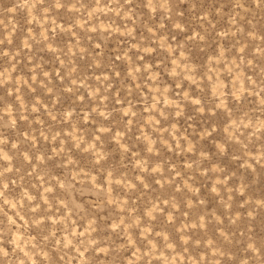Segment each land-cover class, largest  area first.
<instances>
[{
    "label": "rangeland",
    "instance_id": "374dc122",
    "mask_svg": "<svg viewBox=\"0 0 264 264\" xmlns=\"http://www.w3.org/2000/svg\"><path fill=\"white\" fill-rule=\"evenodd\" d=\"M71 2L66 0L64 8L54 9L51 18L40 24L31 19L36 9L19 6L23 0H0V37L12 30L13 23L17 25L12 43L3 47L12 52L20 49L12 58L0 56V71L11 69L14 87L21 90L10 95L7 84L0 85V109L9 102L17 108L12 114L17 121L15 128L3 131L27 140L19 145L21 152L31 150L47 155L44 161L17 159L19 171L5 174L15 181L9 183L6 198H18L27 188L38 197L40 205L35 213L28 209L14 215V219L29 235L44 232L64 238L68 232L73 236L84 233L103 242L101 246L111 244L124 264H144L137 260L141 245L128 244L130 234L111 227L122 216L131 220L139 215L144 224L134 229L135 240L142 242L144 251L150 247L149 238L158 242L167 254V264H194L197 258L199 264H238L250 238L264 243V128L259 126L264 122V90L254 83L264 82V14L253 8L246 17H237L240 0H170L172 12L161 27L159 12L153 14L144 7L146 0H132V5L125 7L135 6L143 20L133 26L134 18L125 17L123 10L117 11L124 0H101V6L107 5L109 10L94 13L91 19L88 12L94 7V0H81L87 5L82 14L68 6ZM80 18L83 26L76 24ZM37 19H44V14L40 13ZM233 19L238 23L233 24ZM73 24L76 27H69ZM102 24L119 30L112 31V27ZM152 26L156 30L149 32ZM125 27H132L133 33L125 35ZM29 28L39 40L25 49L23 41ZM137 42L143 47H131ZM145 47L153 50L146 52ZM140 64H151L152 69H145L141 76L134 71ZM174 69L183 75L178 77ZM45 71L50 80L44 76ZM152 72L156 80H152ZM108 83L111 88H107ZM220 83L231 94L227 107H217L220 97L214 92ZM97 86L106 89L108 101L99 98L100 93L91 94ZM242 87L245 90L239 96L233 94ZM16 95L27 103V113L19 110ZM37 98L40 108L33 113L31 105ZM166 98L176 102L166 105ZM128 101H132L136 117L123 112ZM97 104H108L112 112L104 124L110 129L108 132H99L104 120L99 114H93L94 119H83V112ZM208 104L213 107L200 110ZM72 108L76 111L67 115ZM160 111L167 114L153 129L148 117L159 116ZM4 117L8 119L7 114ZM130 119L137 122L129 124ZM249 120L251 125L244 130L245 148L231 129L233 121L248 125ZM119 131H127V135L118 140ZM142 131L159 138L158 153L147 152V141L138 139ZM58 132L61 135L53 139ZM85 132L93 138L99 135L97 143L107 153L102 159L97 160L87 144L77 147L71 139L70 133ZM32 136L39 137L34 148ZM65 137L68 139L62 143ZM124 141L138 156L134 157L131 151L125 153L120 147ZM148 156L154 161L153 167L158 159L163 160V169L146 171L136 164L137 158ZM193 161L196 163L190 167ZM122 177L135 179L139 188L129 190ZM241 186L244 191H240ZM214 188L218 190L213 191ZM131 191L135 194L130 195ZM174 203L179 207L173 208ZM4 207L9 215L17 211ZM170 213L174 215L171 221ZM33 218L40 219L42 227L32 223ZM0 221V227L8 226L3 213ZM149 223L154 230L145 236L143 228ZM167 243L174 247L167 248ZM94 247L89 245L90 249ZM72 251L75 254V249ZM85 255L104 257L105 253ZM144 259L147 261L148 257ZM152 264H165V259L153 258Z\"/></svg>",
    "mask_w": 264,
    "mask_h": 264
},
{
    "label": "clouds",
    "instance_id": "9594fccd",
    "mask_svg": "<svg viewBox=\"0 0 264 264\" xmlns=\"http://www.w3.org/2000/svg\"><path fill=\"white\" fill-rule=\"evenodd\" d=\"M89 3H93V0H89ZM27 5L29 9H36V14H33L31 19L36 23L43 24L44 20L51 18V14L53 13L54 9H61L64 8L66 5V0H32L29 4V0H23V4H20V7H24ZM125 5H132V0H124L123 4L119 5L117 11L123 10V15L125 17L134 18L132 19V24L135 26L137 23H143L141 19V15H137V9L135 6L125 7ZM72 10L77 13H83V11L87 10V5L81 2V0H72L71 4L68 5ZM15 7V6H14ZM144 7L149 9L151 13L156 14L160 13V18L162 21L161 27L163 26V22L166 21V18L171 15V3L170 0H146ZM237 8L241 9V11L236 13L237 17L247 16L250 12L253 11V8L256 10H261L262 14H264V0H240L237 4ZM12 9H9L11 11ZM109 10L107 5L101 6V0H94V7L91 11L88 12V18L91 19L94 13L107 11ZM162 10V11H161ZM40 13L44 14V19H37ZM0 23H3L0 20ZM233 24H237L238 20L233 19ZM53 24H55V19L53 18ZM76 24L83 26L84 20L80 18L76 21ZM76 24L70 25L69 27H76ZM103 27H112V31H118L117 27L112 25L102 24ZM7 27V25H5ZM17 25L13 23L12 30L7 33L5 37H0V56H9L10 58L14 57L18 54L20 49L18 48L16 52H12L9 48L3 47L6 43H12V33L16 30ZM177 27H180L177 24ZM156 30L154 26L149 27L148 31L152 32ZM240 30L239 28L237 29ZM133 33L132 27H125L124 34L131 35ZM44 33H40V37H43ZM39 37L33 33L32 29H28V35L25 36L23 41V48L30 49L37 43ZM99 47V45H97ZM164 46V41L162 39L161 47ZM51 47V45H49ZM131 47H143L138 42L133 43ZM153 49L145 47L144 51L151 52ZM127 54V53H126ZM31 59V56L29 57ZM251 63V61H249ZM12 68H15V64L12 65ZM145 69H152L151 64H140L138 65L134 71L139 73L141 76L144 74ZM177 76H182L183 73L179 72L178 69H174ZM45 77H49V73L47 71L44 72ZM134 79L137 78L136 76L133 77ZM152 80H156L155 72H152L151 76ZM35 79V77H33ZM51 77H49V80ZM20 82L23 83V79L20 78ZM42 83H44L42 81ZM73 84L76 83V80L72 81ZM80 83H84L83 80ZM257 87L261 90H264V82L261 81H254ZM9 88V94L11 95L12 92H20L19 88L14 87L15 79L12 76L11 69H6L5 71H0V85H6ZM112 84L108 83L107 88H111ZM35 90V89H33ZM72 88H69V91H72ZM245 89L242 87L240 92L233 93L234 95L239 96L241 92ZM49 92H52V88H48ZM106 89H102L99 86L96 87L94 91H92V95L95 96L97 93H100V97L105 101H108L110 97L104 94ZM164 92H168V86H164ZM215 95L220 97L219 104L217 107H227V98L230 93L225 90V86L220 83L218 84L217 89L214 92ZM16 101L20 102L19 110L27 113L29 111V107L27 103L22 99L21 95H16ZM81 99H85L81 97ZM175 100L164 99V104L175 103ZM195 103L199 104L200 100L194 101ZM116 103H121L120 100H117ZM128 106L123 107L122 110L125 114L129 115L130 117H136L138 113L134 111V105L132 101H128ZM264 103V100L261 101ZM153 107H156V104L153 103ZM212 104L202 105L201 111H205L208 108H212ZM40 108V99L37 98L36 103L31 105V112L35 113L38 112ZM109 105L104 104L100 105L97 104L96 107H89L88 110L83 112V119H94L95 116L93 114H99V116L104 117V120L100 122L99 132H108L110 129L105 127L104 124L107 122L108 118L112 116V112L108 110ZM76 109L72 108L68 111L67 115H72ZM14 112H17V108L14 103L9 102L6 107L0 109V160L4 161L5 164L0 165V198H3V204H0V213H3L4 216L7 217V227H0V264H124V259L122 257H117L114 253L111 244L106 246H101L103 242H99L95 239H91L90 237H86L84 233H77L75 236L72 235L71 232H68L67 236L64 238H57L54 234L48 235L44 232L38 234V236H32L27 234L25 231H22L23 225L17 223L14 219V215H19L20 212L30 209L33 213H35L36 208H39L40 205L37 202L38 197L36 195H32L29 193V190L25 188L23 193L20 194L18 198L8 199L6 190L9 188V183H15L12 179L11 174L15 171H19L16 168V161L17 159H22L23 161H44L47 159V155L43 152H39V154H35L31 150H25L21 152L19 145L21 143H26L27 140H21L19 138H13L11 135L6 134L3 129H14L16 126V118L12 115ZM4 114L8 115V119L5 120ZM165 111H160L159 116L155 114H151L148 117V120L152 122V128L155 129L157 125L161 123V118L166 116ZM176 115L179 116L180 112L177 111ZM22 119H27V116H21ZM137 121L129 120V124L136 123ZM251 125V121L249 120V124L245 125L243 121H233L232 132L235 134L234 138L239 140L244 147H247V143L244 138V130L246 127ZM260 128H264V122L260 123ZM147 128V125L144 126ZM175 125H173V129H175ZM160 131H164V129H160ZM177 136L180 133H175ZM27 136V133L25 134ZM43 135V133H41ZM61 133H56L52 138L56 139L57 136H60ZM71 139L75 141L77 147H82L83 144H87V148L96 153L97 160L102 159L103 156H106L107 153L103 151L101 146L97 143L100 140L99 135L97 134L94 138L90 136L88 133H70ZM117 139L119 140L122 137L127 135V131H119L117 132ZM31 139L35 142L33 144V148L35 144L39 143V137L32 136ZM67 137L62 143L67 141ZM138 139H143L147 141V152L148 153H158L160 151L159 147V138L155 137L152 132L149 131H142L141 135ZM227 142L225 141V144ZM8 146V147H5ZM120 147L125 151V153L131 151L134 157L138 156V154L132 150V146L127 142L124 141L120 144ZM191 147V146H190ZM223 150V148H222ZM154 161L151 156L144 157V158H137L136 164L140 166L141 169L150 170L152 172H157L163 169L164 161L159 160L155 162V167H153ZM195 161L193 164L189 165L193 167L195 165ZM251 166V165H249ZM181 173L180 171L176 172V175L179 176ZM112 173L109 172V176ZM126 181V187L129 190H135L139 188V185L136 184L135 179L132 178H123ZM120 181H117L119 183ZM67 187H71V184H67ZM148 185H145L147 187ZM218 189L214 188L213 191H217ZM50 191V189L46 190ZM240 191H244V187L241 186ZM134 191L130 192V195H134ZM129 195V199H130ZM29 202H32L31 204ZM167 203V201H165ZM4 205L9 206L12 209H16L17 211L13 213V215H9L8 211L4 207ZM130 206V205H129ZM173 208L179 207L178 204H173ZM155 208V206H154ZM157 211H163L162 209H156ZM251 215V213H250ZM24 217L21 216V219ZM43 218V217H42ZM174 215L172 213L169 214L168 219L171 221L173 220ZM203 219V218H202ZM3 221H0L2 224ZM25 223H29L25 221ZM32 223H35L37 226L42 227L41 220L33 218ZM144 224L143 218L139 215H136L134 219H127L125 217H120L119 223L113 222L111 227L112 229H120L121 231H127L129 235L128 244H133L134 242L140 244L141 247L137 249L139 255H137V260L144 262V264H152L153 258L158 259L159 257L163 256L165 259V264H167V254L158 242H154L151 238L148 239V244L150 247H147L146 251H144V246L142 242L139 240H135V232L134 229L142 226ZM15 225V229L13 230L12 226ZM203 226V225H201ZM154 229L152 228L151 224L149 226L143 228V235L147 236L148 233L152 232ZM87 232V230H85ZM157 235H161V233H157ZM85 236V238L81 239L79 237ZM10 237V238H9ZM167 240V237H165ZM183 239L188 240V236H184ZM55 241L53 244L52 241ZM35 241V242H34ZM6 244L13 245L14 247L8 248ZM95 245L94 248L90 249L89 245ZM30 245V247H28ZM123 246V245H122ZM167 248H173V243H167ZM73 249H75V254H73ZM187 251V249H185ZM88 252H104V257H99L95 255H85ZM18 253H23V255H18ZM111 255V259L108 257ZM223 255V253H222ZM145 256L148 257L147 261H145ZM130 264H135V262H130ZM194 264H199V259H194ZM207 264V261H205ZM233 264H236V261H233ZM238 264H264V243L258 242L255 240H251L247 243V247L245 249V254L243 258H240Z\"/></svg>",
    "mask_w": 264,
    "mask_h": 264
}]
</instances>
